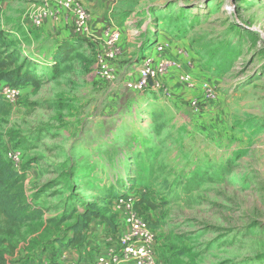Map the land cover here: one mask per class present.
I'll use <instances>...</instances> for the list:
<instances>
[{
  "label": "rangeland",
  "instance_id": "obj_1",
  "mask_svg": "<svg viewBox=\"0 0 264 264\" xmlns=\"http://www.w3.org/2000/svg\"><path fill=\"white\" fill-rule=\"evenodd\" d=\"M76 1L89 32L55 76L53 20L29 19L52 0H0V32H9L0 46L33 64L41 84L0 118L1 150L21 152L20 192L42 211L7 238L8 257L58 264L69 251L93 263L109 223L94 221L85 251L66 245L70 227L93 202L115 224L116 241L121 215L105 194L135 178L129 197L145 190L158 206L137 210L155 233L158 264H264V0ZM108 28L122 34L114 83L98 74ZM155 30L180 69L168 74L174 84L137 93L141 32Z\"/></svg>",
  "mask_w": 264,
  "mask_h": 264
},
{
  "label": "built area",
  "instance_id": "obj_2",
  "mask_svg": "<svg viewBox=\"0 0 264 264\" xmlns=\"http://www.w3.org/2000/svg\"><path fill=\"white\" fill-rule=\"evenodd\" d=\"M55 22L62 21L74 27L78 35L86 36L89 32L91 17L84 7L76 0H52V5H45L30 13L29 19L36 27H42L47 19ZM122 34L118 29L108 28L105 32L104 52L99 58L98 74L107 83L117 80L114 61L121 54ZM160 52V51H159ZM188 54H185V56ZM138 76L130 85L135 92H142L149 88L161 90L163 79L171 70L178 68V63L170 58L149 54L141 59L138 66ZM183 83L192 85L190 75L182 76ZM209 99H215V90L210 84L203 85ZM0 94L4 101L13 104L20 99L23 92L20 88L8 83L0 82ZM21 152L14 151L6 154V158L17 164L21 160ZM124 212V226L122 235L111 238L105 250H100L91 264H158L155 254V233L149 222L139 214L135 206V199L128 197L116 201ZM58 264H78L77 259L70 256V252L61 254Z\"/></svg>",
  "mask_w": 264,
  "mask_h": 264
},
{
  "label": "trees",
  "instance_id": "obj_3",
  "mask_svg": "<svg viewBox=\"0 0 264 264\" xmlns=\"http://www.w3.org/2000/svg\"><path fill=\"white\" fill-rule=\"evenodd\" d=\"M153 7L151 8V10ZM154 12V11H153ZM9 32H0V43L7 38ZM143 38L139 44L137 55L141 59L145 57L147 51L152 49L158 41V33L150 35L141 32ZM82 35L58 40L57 45L49 53V58L54 75H58L62 66L67 63L76 53L77 46L82 45ZM24 59L21 61L17 52L8 50L0 46V82L8 83L23 91L33 86L40 87V80L36 76V70L33 64ZM9 111V105L4 101L0 94V118ZM1 143V135H0ZM7 154V153H6ZM0 147V264H14L8 257V250L4 247L7 238L14 237L18 228L32 221H35L42 215L38 208H32L28 204L21 192L20 187L25 181L26 171H21L15 163L6 158ZM134 177V176H133ZM132 178L129 181H121L114 185L108 193L105 194L106 200L111 202L128 198L136 189V180ZM139 196L135 198V206L146 205L150 209H157L158 206L151 202L146 196L145 190H140ZM139 212V211H138ZM142 216V214L139 212ZM147 220V219H146ZM94 221L109 223L115 231L116 227L111 218H106L98 206L93 202L84 203V211L76 218L75 223L70 227V234L66 237V245L70 248H78L83 251L89 249L91 229ZM148 221V220H147ZM149 222V221H148ZM151 228V225L149 223ZM78 264L85 263L83 259H77Z\"/></svg>",
  "mask_w": 264,
  "mask_h": 264
},
{
  "label": "crops",
  "instance_id": "obj_4",
  "mask_svg": "<svg viewBox=\"0 0 264 264\" xmlns=\"http://www.w3.org/2000/svg\"><path fill=\"white\" fill-rule=\"evenodd\" d=\"M81 2L83 3V4H85V2L83 1V0H81ZM47 29H48V33L50 34V35H57V39L58 40H61V39H64V38H68V37H72V36H75V34L73 33V31H72V29L70 28L71 26L70 25H66V24H64V22H62V21H58V22H50V24L48 23L47 24ZM20 33L21 34H24L25 33V31H20ZM161 33V32H160ZM164 41H166V39L164 40ZM164 41L162 42V44L164 43ZM161 44V41H157V43L154 45V47L151 49V53L150 54H152V55H154V56H161V57H165V58H170V57H167L166 55H164L163 53H167V51H163L164 50V48H163V45ZM165 45V44H164ZM160 51V52H159ZM147 55V54H146ZM170 59H172V58H170ZM173 60V59H172ZM175 61V60H174ZM178 68H179V65H178ZM177 68V69H178ZM180 69V68H179ZM176 71H179V70H176V69H173L172 70V73L173 72H176ZM183 71V70H182ZM178 73H180L181 75H180V77H182V76H185V75H189V74H182L183 72H178ZM137 75H135V77H136ZM180 77H179V79H180ZM172 79V77L171 76H167L165 79H164V81L163 82H165V84H169V85H171V83L172 84H174L173 82H170V80ZM184 86V85H183ZM185 87V86H184ZM186 88V87H185ZM184 88V89H185ZM113 204H114V206H113V209H117V210H119V213H120V215H121V217H120V221L118 222V225L120 226L118 229H117V233H116V237H119V236H121L122 235V228H123V226H124V212H123V210H122V207L120 206V207H118L117 206V208L115 207L116 206V202L115 201H113L112 202ZM121 210V211H120ZM118 212V211H117ZM119 215V216H120ZM104 226H106L104 229H103V231H102V233H101V235H99V234H95V235H99V240H97V243H98V247H99V249L100 250H105L106 249V247H107V244H108V242H109V240L112 238V236L114 235V232H112V229H111V227L109 226V225H104ZM99 250V251H100Z\"/></svg>",
  "mask_w": 264,
  "mask_h": 264
}]
</instances>
